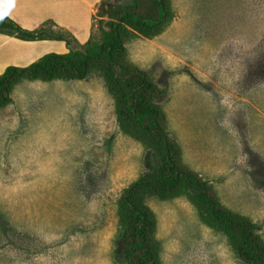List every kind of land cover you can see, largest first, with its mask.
<instances>
[{"label":"rangeland","instance_id":"rangeland-1","mask_svg":"<svg viewBox=\"0 0 264 264\" xmlns=\"http://www.w3.org/2000/svg\"><path fill=\"white\" fill-rule=\"evenodd\" d=\"M170 2L165 32L130 39L128 59L166 92L184 163L264 241V0ZM12 99L0 109V264H124L118 203L154 159L121 132L103 78L22 81ZM147 204L161 264H246L187 197Z\"/></svg>","mask_w":264,"mask_h":264},{"label":"trees","instance_id":"trees-1","mask_svg":"<svg viewBox=\"0 0 264 264\" xmlns=\"http://www.w3.org/2000/svg\"><path fill=\"white\" fill-rule=\"evenodd\" d=\"M95 18L99 19L100 38L95 39L92 33L85 44L74 49L75 38L54 30L51 22L30 31L3 15L0 34L24 41H65L69 52L48 53L26 67H7L0 74V109L12 103L13 91L22 81H82L98 72L114 100L121 132L151 151L154 159L152 170L130 184L118 203L124 264H161L157 221L147 204L152 197H187L203 222L223 233L244 263L264 264V241L257 226L222 205L208 181L184 163L181 147L170 136L160 105L166 92L128 59L130 39H154L173 21L170 0H130L127 4L102 0Z\"/></svg>","mask_w":264,"mask_h":264},{"label":"crops","instance_id":"crops-1","mask_svg":"<svg viewBox=\"0 0 264 264\" xmlns=\"http://www.w3.org/2000/svg\"><path fill=\"white\" fill-rule=\"evenodd\" d=\"M102 0H0V9L26 30H37L46 22L54 30L70 33L75 44H85L93 33L96 7ZM73 47V46H72ZM61 40L24 41L0 34V74L7 67H26L48 53L66 54Z\"/></svg>","mask_w":264,"mask_h":264},{"label":"snow or ice","instance_id":"snow-or-ice-1","mask_svg":"<svg viewBox=\"0 0 264 264\" xmlns=\"http://www.w3.org/2000/svg\"><path fill=\"white\" fill-rule=\"evenodd\" d=\"M11 2V0H9V3ZM6 13H0V18H3V15H5Z\"/></svg>","mask_w":264,"mask_h":264}]
</instances>
